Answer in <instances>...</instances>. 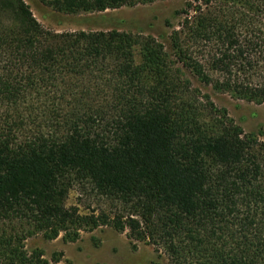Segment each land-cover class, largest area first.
Returning <instances> with one entry per match:
<instances>
[{
	"label": "trees",
	"instance_id": "obj_1",
	"mask_svg": "<svg viewBox=\"0 0 264 264\" xmlns=\"http://www.w3.org/2000/svg\"><path fill=\"white\" fill-rule=\"evenodd\" d=\"M176 14L166 45L118 29L54 32L25 0H0V264H58L25 240L100 226L168 264H264V134L195 84L264 103V0H187ZM74 185L105 206L67 205Z\"/></svg>",
	"mask_w": 264,
	"mask_h": 264
},
{
	"label": "rangeland",
	"instance_id": "obj_2",
	"mask_svg": "<svg viewBox=\"0 0 264 264\" xmlns=\"http://www.w3.org/2000/svg\"><path fill=\"white\" fill-rule=\"evenodd\" d=\"M37 20L54 32L118 29L136 35L152 36L167 45L171 26L179 16L176 11L187 0H155L146 4L121 6L94 12L66 13L48 4L49 0H25ZM196 85L211 95L214 103L224 107L244 132L264 134V103L247 102L214 92L209 86ZM67 205H75L81 213L104 207L102 198L89 187L74 185L68 192ZM28 250H40L44 257L55 258L58 264H168L167 258L151 245L129 237L128 231L108 226L82 230L75 240L63 233L49 239L38 232L25 240Z\"/></svg>",
	"mask_w": 264,
	"mask_h": 264
}]
</instances>
